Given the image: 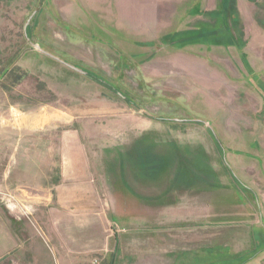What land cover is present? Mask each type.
Wrapping results in <instances>:
<instances>
[{"label": "rangeland", "instance_id": "rangeland-1", "mask_svg": "<svg viewBox=\"0 0 264 264\" xmlns=\"http://www.w3.org/2000/svg\"><path fill=\"white\" fill-rule=\"evenodd\" d=\"M6 110L31 166L0 201L48 264H264V0H0Z\"/></svg>", "mask_w": 264, "mask_h": 264}, {"label": "crops", "instance_id": "crops-1", "mask_svg": "<svg viewBox=\"0 0 264 264\" xmlns=\"http://www.w3.org/2000/svg\"><path fill=\"white\" fill-rule=\"evenodd\" d=\"M13 113L12 111H0V189L10 188L13 184L25 185L29 182L30 175V150H29V121L22 120L21 128H15L13 126ZM76 151L77 157L81 158V152L78 149ZM56 155H53L55 158ZM78 160V159H77ZM40 165V164H39ZM38 165V166H39ZM50 162L44 163V166H49ZM53 165H56L53 163ZM153 178V177H151ZM179 178V177H178ZM184 181V180H183ZM181 181V182H183ZM190 182L189 180H187ZM180 180L175 184L178 186ZM180 182V183H181ZM186 182V181H185ZM172 183V182H171ZM54 198L57 199V203L61 202L65 195L71 200H83L88 195H92L91 192H83L78 190L68 191L65 194L57 192V188L53 187ZM48 200L50 197L45 195ZM136 200V199H135ZM137 202L140 203V199L137 197ZM76 210L83 209L81 206L83 202H73ZM72 203V204H73ZM49 205V203H47ZM135 207L136 203L133 204ZM139 205V204H138ZM168 207H173V204H166ZM140 207V206H138ZM54 212L51 216L55 217V227H61L63 220L66 221L68 218L63 219V214L60 209H51ZM60 210V211H59ZM52 212V211H51ZM125 215V214H123ZM71 226L74 230L79 231L74 236L69 232L68 244L75 243L76 246H80L85 250H92V247L88 243H85L86 231H99L98 225L88 223H78L77 219L71 218ZM60 229V228H59ZM49 233V230L47 231ZM36 235V234H34ZM33 234H31L30 226L28 222L22 221L15 216L13 208L5 206L0 201V264H48L50 259L48 254L45 252L42 244L35 240ZM32 236V238H31ZM63 263L75 262L73 256H68L67 259L63 260Z\"/></svg>", "mask_w": 264, "mask_h": 264}, {"label": "trees", "instance_id": "trees-1", "mask_svg": "<svg viewBox=\"0 0 264 264\" xmlns=\"http://www.w3.org/2000/svg\"><path fill=\"white\" fill-rule=\"evenodd\" d=\"M166 38V37H165ZM168 38V37H167ZM163 40V39H162ZM144 159V158H143ZM146 160H148V159H146ZM143 162H146V161H143ZM146 165H148L147 163H145ZM164 164H161V165H159V166H163ZM161 170H160V168H157V167H154V170H150V172L148 173V175L147 176H149L150 177V174L151 173H157V172H160ZM151 177H154V176H151ZM189 181L190 182H188L187 181V183L188 184H191V182H192V179H189ZM185 182V181H184ZM185 184V183H184ZM243 262H246V260H244Z\"/></svg>", "mask_w": 264, "mask_h": 264}, {"label": "built area", "instance_id": "built-area-1", "mask_svg": "<svg viewBox=\"0 0 264 264\" xmlns=\"http://www.w3.org/2000/svg\"><path fill=\"white\" fill-rule=\"evenodd\" d=\"M91 264H100L98 260L94 259Z\"/></svg>", "mask_w": 264, "mask_h": 264}, {"label": "water", "instance_id": "water-1", "mask_svg": "<svg viewBox=\"0 0 264 264\" xmlns=\"http://www.w3.org/2000/svg\"><path fill=\"white\" fill-rule=\"evenodd\" d=\"M37 49H39L38 47H37ZM40 50V49H39ZM42 53H44L42 50H40ZM45 54V53H44ZM74 68V67H73ZM75 69V68H74Z\"/></svg>", "mask_w": 264, "mask_h": 264}]
</instances>
